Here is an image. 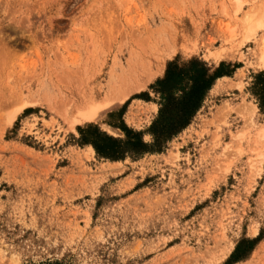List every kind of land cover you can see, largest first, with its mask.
Instances as JSON below:
<instances>
[{
  "label": "rangeland",
  "instance_id": "rangeland-1",
  "mask_svg": "<svg viewBox=\"0 0 264 264\" xmlns=\"http://www.w3.org/2000/svg\"><path fill=\"white\" fill-rule=\"evenodd\" d=\"M239 3L0 0V264H264V112L252 90L264 19L243 30L264 0ZM191 60L231 73L161 152L109 161L79 143L78 129L124 139L121 126L151 143L150 87ZM129 63L142 75L163 66L71 128ZM243 240L252 251L231 263Z\"/></svg>",
  "mask_w": 264,
  "mask_h": 264
},
{
  "label": "trees",
  "instance_id": "trees-1",
  "mask_svg": "<svg viewBox=\"0 0 264 264\" xmlns=\"http://www.w3.org/2000/svg\"><path fill=\"white\" fill-rule=\"evenodd\" d=\"M224 68L225 64L221 63L211 71L197 60L185 65L167 64L163 78L150 87L160 97L157 116L148 129L151 143H144L140 133L124 126H121L124 139H114L93 127L78 129L79 143L91 146L97 157L109 161H121L127 157L136 159L145 154L161 152L167 141L189 125L214 81L230 75L231 71ZM252 90L264 112V72L254 77ZM255 241H240L230 257L231 263L244 259L252 251ZM245 246L246 250L242 251Z\"/></svg>",
  "mask_w": 264,
  "mask_h": 264
},
{
  "label": "bare ground",
  "instance_id": "bare-ground-1",
  "mask_svg": "<svg viewBox=\"0 0 264 264\" xmlns=\"http://www.w3.org/2000/svg\"><path fill=\"white\" fill-rule=\"evenodd\" d=\"M42 1V0H41ZM44 1V0H43ZM46 3V1L44 2ZM50 3V2H49ZM236 4V10L240 8V3L239 0H235ZM40 5V4H39ZM258 12V13H257ZM252 14H247L244 17L243 20V30H246V33L252 34L254 33L256 29L261 28V18H263L261 11H257ZM263 23V21H262ZM261 25V27H260ZM257 44L255 47V54H256V68L258 70H264V33L262 36L257 40ZM162 64L158 63V66L156 70L146 72L145 74H140L138 73V70L136 69L135 65H132L129 63V71H127L130 74H132L130 77L125 74V72L122 71L123 77H118L119 74L117 75V79H111L110 82L108 83V89L106 96L102 100H95V104L89 105V107L82 111L81 113H78V116L76 119L74 118L73 121L70 123L71 128L74 126V124H83L86 122H95L103 110H106L112 106H115L117 104H122L128 97L129 95L136 93L142 89H144L145 85L147 82L151 81L157 74H159L162 70ZM126 68V69H128ZM126 69L124 71H126ZM137 70V73L135 72ZM126 72V73H127ZM127 73V74H128ZM114 74V73H112ZM111 75V74H110ZM121 75V74H120ZM111 77V76H110ZM113 77V76H112ZM116 77V75H115ZM225 79V78H223ZM222 79V80H223ZM220 81V80H218ZM29 105H32V103H25L21 105L17 111L20 109L27 107ZM16 111V112H17ZM15 115L11 117L10 120H8V123L11 122V120L14 118ZM264 129V128H263ZM88 152L90 154H94L93 150L91 147H88ZM256 230L253 228L251 230V233L254 234Z\"/></svg>",
  "mask_w": 264,
  "mask_h": 264
},
{
  "label": "snow or ice",
  "instance_id": "snow-or-ice-1",
  "mask_svg": "<svg viewBox=\"0 0 264 264\" xmlns=\"http://www.w3.org/2000/svg\"><path fill=\"white\" fill-rule=\"evenodd\" d=\"M6 39H16V37H7Z\"/></svg>",
  "mask_w": 264,
  "mask_h": 264
}]
</instances>
